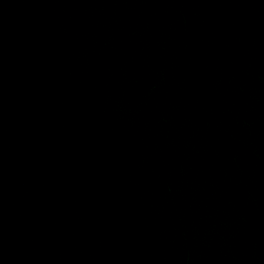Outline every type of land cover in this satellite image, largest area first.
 Returning <instances> with one entry per match:
<instances>
[{"label":"water","instance_id":"95a60500","mask_svg":"<svg viewBox=\"0 0 264 264\" xmlns=\"http://www.w3.org/2000/svg\"><path fill=\"white\" fill-rule=\"evenodd\" d=\"M0 264H264V0H0Z\"/></svg>","mask_w":264,"mask_h":264}]
</instances>
